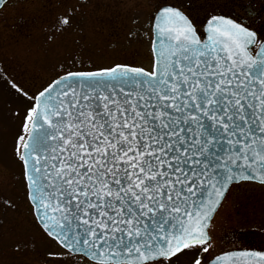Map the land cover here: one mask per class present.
I'll return each mask as SVG.
<instances>
[{
    "label": "snow or ice",
    "instance_id": "1",
    "mask_svg": "<svg viewBox=\"0 0 264 264\" xmlns=\"http://www.w3.org/2000/svg\"><path fill=\"white\" fill-rule=\"evenodd\" d=\"M151 23L149 69L61 66L34 93L12 84L28 105L14 154L34 219L81 264H176L192 250L207 254L192 264H264V251L209 242L230 186L264 183V32L167 0Z\"/></svg>",
    "mask_w": 264,
    "mask_h": 264
},
{
    "label": "rangeland",
    "instance_id": "2",
    "mask_svg": "<svg viewBox=\"0 0 264 264\" xmlns=\"http://www.w3.org/2000/svg\"><path fill=\"white\" fill-rule=\"evenodd\" d=\"M165 0H9L0 10V264H81L45 236L34 219L22 165L14 154L28 106L16 84L36 92L64 70L113 64L151 67L152 16ZM203 21L225 14L264 32V0H167ZM68 19L67 24L62 20ZM19 113V115H17ZM7 202V203H6ZM209 234L216 254L264 250V185L231 187ZM49 252L64 253L49 257ZM196 250L182 254L192 264Z\"/></svg>",
    "mask_w": 264,
    "mask_h": 264
},
{
    "label": "water",
    "instance_id": "3",
    "mask_svg": "<svg viewBox=\"0 0 264 264\" xmlns=\"http://www.w3.org/2000/svg\"><path fill=\"white\" fill-rule=\"evenodd\" d=\"M8 0H0V9L3 7V5L7 2ZM245 23V22H244ZM153 38H154V33H153ZM244 181H249V182H255V183H258V184H263L264 185V183H261V182H259V181H257V180H243V181H239V182H237V183H240V182H244ZM237 183H235V184H237ZM231 187V186H230ZM227 194V193H226ZM220 207V206H219ZM219 209V208H218ZM218 211V210H217ZM216 214V213H215ZM215 214L213 215V217L215 216ZM213 217H212V219H213ZM212 221V220H211ZM210 225H211V222H210ZM210 228V227H209ZM66 250V249H65ZM244 251H254V250H244Z\"/></svg>",
    "mask_w": 264,
    "mask_h": 264
},
{
    "label": "flooded vegetation",
    "instance_id": "4",
    "mask_svg": "<svg viewBox=\"0 0 264 264\" xmlns=\"http://www.w3.org/2000/svg\"><path fill=\"white\" fill-rule=\"evenodd\" d=\"M234 249H258V248H253V247H242V248H234ZM233 250V249H232ZM181 255H179L180 257ZM181 259L176 260V264H180Z\"/></svg>",
    "mask_w": 264,
    "mask_h": 264
}]
</instances>
